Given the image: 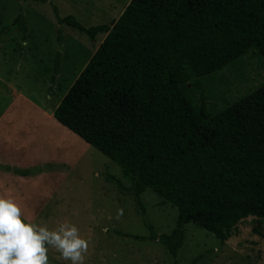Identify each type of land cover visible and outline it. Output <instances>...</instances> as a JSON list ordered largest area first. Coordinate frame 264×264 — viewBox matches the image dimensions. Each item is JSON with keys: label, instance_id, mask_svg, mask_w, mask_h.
I'll return each mask as SVG.
<instances>
[{"label": "trees", "instance_id": "16d2710c", "mask_svg": "<svg viewBox=\"0 0 264 264\" xmlns=\"http://www.w3.org/2000/svg\"><path fill=\"white\" fill-rule=\"evenodd\" d=\"M52 13L105 34L52 116L116 164L135 199L149 189L175 209L166 235L145 223L147 241L175 258L185 224L223 241L247 217L264 221V85L212 117L184 96L190 84L201 98L199 78L250 48L264 59V0H129L112 24L89 28ZM13 31L26 32L20 13Z\"/></svg>", "mask_w": 264, "mask_h": 264}, {"label": "rangeland", "instance_id": "374dc122", "mask_svg": "<svg viewBox=\"0 0 264 264\" xmlns=\"http://www.w3.org/2000/svg\"><path fill=\"white\" fill-rule=\"evenodd\" d=\"M128 1L0 0V114L9 104L12 90L32 104L52 110L105 36L97 33L90 38L58 24L52 8L59 18L72 16L89 28L112 24ZM18 13L26 23V32L6 33ZM55 59L57 74L52 70ZM199 81L202 97L190 84L184 96L195 113L202 99L207 116L212 117L264 85V59L250 48L221 69L201 76ZM39 131L42 133V129ZM32 136V141L26 142L23 151L28 152L22 159L50 152L49 139L41 140L40 133ZM71 144L78 157L70 166L55 161L29 169L11 167L27 171L21 176L62 171L61 180L47 177L46 183L36 181L13 191L41 201L46 190L53 188L49 190V202L33 223L46 225L49 230L63 223L75 225L81 238L90 241L84 264H264V221L254 217L241 220L223 241L192 223L185 224L182 245L172 258L159 242L146 240L145 223L157 235H166L175 226V209L149 189L135 199L116 164L80 140ZM58 157L55 153L53 158ZM118 209H123L119 219ZM48 260L49 264H71L51 246Z\"/></svg>", "mask_w": 264, "mask_h": 264}, {"label": "crops", "instance_id": "0c3cea01", "mask_svg": "<svg viewBox=\"0 0 264 264\" xmlns=\"http://www.w3.org/2000/svg\"><path fill=\"white\" fill-rule=\"evenodd\" d=\"M10 98L9 104L0 114V164L20 169H29V166L32 165L57 161L61 165L66 164L70 166L74 161V157H78L76 156L77 150L71 143H77L78 140L83 141L53 118L52 112L58 102L54 104L52 110H47L41 106L38 107L32 104L28 99L20 96L14 90H12ZM39 128L42 129V133L39 131ZM37 133H40L41 140H44V138L50 140V152L44 151L45 154L41 155L38 153V156L22 159L21 156L28 152L23 151L26 148V142L30 143L33 138L32 134ZM55 153L59 155L57 159L53 158ZM12 155L16 156V158ZM56 173L47 172L34 176H21L0 171V198L14 199L21 208L22 219L25 222L32 221L33 223L37 221L38 216L49 202L51 198L49 190H53V188L51 187L49 190H46L44 195L39 198L41 201L25 193H15L13 188L33 184L36 181L46 183L47 177L60 178L61 180L63 178L62 171ZM36 200L38 201L36 202ZM34 207L35 210H29V208L33 209Z\"/></svg>", "mask_w": 264, "mask_h": 264}, {"label": "clouds", "instance_id": "9594fccd", "mask_svg": "<svg viewBox=\"0 0 264 264\" xmlns=\"http://www.w3.org/2000/svg\"><path fill=\"white\" fill-rule=\"evenodd\" d=\"M123 209L117 210V219ZM90 241L78 228L63 223L54 230L22 219L20 206L12 198H0V264H49V246L71 264H84Z\"/></svg>", "mask_w": 264, "mask_h": 264}, {"label": "water", "instance_id": "95a60500", "mask_svg": "<svg viewBox=\"0 0 264 264\" xmlns=\"http://www.w3.org/2000/svg\"><path fill=\"white\" fill-rule=\"evenodd\" d=\"M188 86V85H187Z\"/></svg>", "mask_w": 264, "mask_h": 264}]
</instances>
